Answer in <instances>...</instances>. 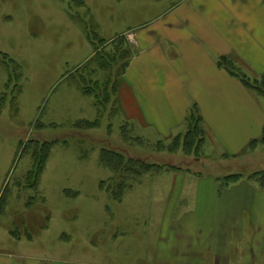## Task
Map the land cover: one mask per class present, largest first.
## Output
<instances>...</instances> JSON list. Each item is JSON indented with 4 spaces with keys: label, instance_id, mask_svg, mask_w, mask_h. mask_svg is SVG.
I'll return each instance as SVG.
<instances>
[{
    "label": "rangeland",
    "instance_id": "374dc122",
    "mask_svg": "<svg viewBox=\"0 0 264 264\" xmlns=\"http://www.w3.org/2000/svg\"><path fill=\"white\" fill-rule=\"evenodd\" d=\"M181 2L0 0V98L7 99L0 108V197L8 188L0 211V253H33L45 264L168 263L170 247L182 252L184 246L174 230L163 233L164 218L174 224L198 209L200 182L210 190L213 178L241 174L248 181L264 170V147L248 149L250 157L235 163L215 156L203 161V149L198 157L168 151L173 137H158L144 121L128 118L126 71L121 72L135 49L127 32L149 28ZM106 78L110 84L104 88ZM104 91L109 101L103 107L96 96L103 99ZM258 98L264 110V98ZM188 130L185 124L177 132L184 137ZM32 140L56 142L36 188L25 179L30 153H18L21 142ZM105 149L177 170L127 180L129 189L116 200L109 187L124 183L123 174L101 164ZM217 183L225 194L226 185ZM221 198L211 194L213 202ZM252 217L251 222V214H244L248 227L260 223Z\"/></svg>",
    "mask_w": 264,
    "mask_h": 264
},
{
    "label": "crops",
    "instance_id": "0c3cea01",
    "mask_svg": "<svg viewBox=\"0 0 264 264\" xmlns=\"http://www.w3.org/2000/svg\"><path fill=\"white\" fill-rule=\"evenodd\" d=\"M164 14L149 28L127 32L135 49L123 76L128 118L144 121L158 137L175 138L182 135L177 131L196 106L205 134L203 161L215 156L235 163L250 157L249 146L261 138L264 128L260 95L219 61L228 59L236 74L247 78L264 75V0H182ZM261 147L264 144L252 150ZM219 179H211L210 190L199 183L198 209L174 224L165 216L163 233L174 230L184 250L170 247V262L156 259L155 264H264V190L242 178L226 185L224 194L219 192ZM211 194L222 198L213 202ZM172 204L177 206L171 201L169 210L175 209ZM247 213L251 222L255 216L260 223L248 227L243 219ZM159 250L162 256L164 250ZM45 262L33 253H0V264Z\"/></svg>",
    "mask_w": 264,
    "mask_h": 264
},
{
    "label": "trees",
    "instance_id": "16d2710c",
    "mask_svg": "<svg viewBox=\"0 0 264 264\" xmlns=\"http://www.w3.org/2000/svg\"><path fill=\"white\" fill-rule=\"evenodd\" d=\"M119 37L120 38H117V39H121L124 36L122 35ZM96 55H98V52L96 53ZM121 55L122 54L118 55L119 58L121 57ZM115 59L116 58H113V61ZM130 61H127L126 64H124L121 74L127 70V68L129 67ZM219 66H222L231 75L238 77L245 87L259 94L260 96L264 97V75L261 77V80L251 81L246 76L236 74L233 63L226 58H222L219 61ZM102 67H108V66L102 65ZM9 81H11L10 76H9ZM106 81L107 83H105L106 85L103 86L104 88H107L108 84H110L108 78H106ZM8 83L9 82H7L6 87L8 86ZM87 89L88 88H85L84 90H85V93L89 95L90 92ZM102 98L103 99H101L99 95L96 96V99L98 100V102H101V104H103L102 106L104 107L105 101L106 102L109 101V96H107L106 91H104V96ZM6 100L7 99H5V97L0 98V108L3 107ZM101 104H100L101 109H104L101 106ZM186 121L189 127L187 134L184 137L179 135L173 138L172 139L173 141L170 143V145L167 148H168V151H171V152L181 149L187 155H194L198 157L205 144V134L201 126L202 117L198 109L196 108V106H194L191 109ZM94 124L96 123H92V126H94ZM137 141L140 144L143 143L142 139L137 140ZM55 143L56 142H47V141L41 142L38 140L37 141L32 140V141H29L27 144H24L23 142L19 144L18 153H20L19 154L20 158L28 155L29 153L31 155L30 158L32 160V169L25 176L28 188L37 187L39 179L41 178L46 168L52 148L55 145ZM160 143L162 144V142ZM258 144H264V128H263L261 138L259 140L252 141L249 147L254 148ZM161 146H163V144ZM160 149L164 150L165 148L161 147ZM100 162L101 164L109 168L110 171L113 172L115 175H118L119 173L123 174L122 179H124V183L121 182L114 187H109V189H111L112 191L113 198L116 200H120L124 192L127 189H129V186L126 185L125 183V181L127 180L135 181L145 174H149V173L156 172V171L177 170V168L175 167L160 166V165H155V164H149L140 159L125 158L121 153L116 152V151L107 150V149L101 151ZM241 179H242L241 174H233V175H228L224 177L222 181L225 185H229L231 183L240 181ZM248 180L257 182L260 185V187L264 190V170L253 172L248 177ZM7 189H8L7 187L4 189L0 197V211L4 207V204H5V197H6Z\"/></svg>",
    "mask_w": 264,
    "mask_h": 264
}]
</instances>
